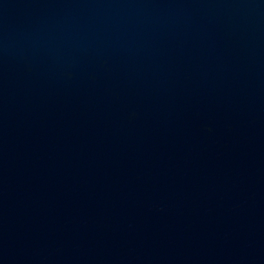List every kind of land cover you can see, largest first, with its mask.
Returning a JSON list of instances; mask_svg holds the SVG:
<instances>
[{"label":"water","instance_id":"obj_1","mask_svg":"<svg viewBox=\"0 0 264 264\" xmlns=\"http://www.w3.org/2000/svg\"><path fill=\"white\" fill-rule=\"evenodd\" d=\"M0 264H264V0H0Z\"/></svg>","mask_w":264,"mask_h":264}]
</instances>
